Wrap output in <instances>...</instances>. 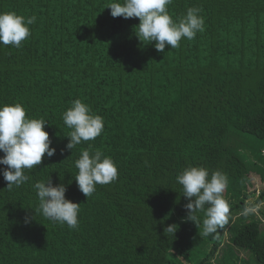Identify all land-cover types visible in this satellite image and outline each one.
<instances>
[{"label":"trees","instance_id":"obj_1","mask_svg":"<svg viewBox=\"0 0 264 264\" xmlns=\"http://www.w3.org/2000/svg\"><path fill=\"white\" fill-rule=\"evenodd\" d=\"M110 2L122 0H0V12L36 17L20 48L0 45V105L43 118L56 149L19 188L7 189L0 165V264H264L262 222L242 215L264 204V0H173L174 21L198 7L205 30L164 52L139 41L138 18H113ZM76 99L104 130L68 150L62 114ZM89 144L118 178L87 198L74 161ZM190 166L228 177L230 218L217 234L201 235L203 211L197 225L187 219L176 177ZM49 178L80 205L77 228L35 214L32 186Z\"/></svg>","mask_w":264,"mask_h":264},{"label":"clouds","instance_id":"obj_2","mask_svg":"<svg viewBox=\"0 0 264 264\" xmlns=\"http://www.w3.org/2000/svg\"><path fill=\"white\" fill-rule=\"evenodd\" d=\"M172 2L122 0L110 2L105 8L110 9L113 18H138L140 22L135 34L139 41L147 44L155 42V49L164 52L166 46L178 48L182 39L193 40L198 32L205 30V21L200 15L202 9L189 7L186 15L174 21L168 12ZM35 22V16L26 18L15 12H0V45L20 48L31 35L29 26ZM62 120L70 129L67 135L69 143L66 145L68 150L95 140L104 130L103 118L94 114L80 99L72 102L71 107L62 114ZM46 123L43 118H26V111L20 103L0 105V152L3 153L0 165L7 166L2 170V175L8 190L19 188L31 179L25 174V169L40 165L45 154L49 158L56 154V149L51 147L49 134L44 130ZM74 165L78 170L74 179L87 198L94 193L97 184L106 185L118 178L112 158L100 149H94L91 144L80 149V156ZM176 180L182 186L183 196L189 201L185 205L187 219L197 225L199 219L196 213L204 212L201 235L217 234L218 229L229 223L230 206L223 196L228 187L226 174L213 171L209 175V170L204 167L190 166L178 174ZM32 187L39 201L35 214L40 213L53 223L66 224L70 229L78 227L80 205L65 198L67 189L64 184L53 186L49 178L36 182ZM259 207H246L242 215L254 213ZM29 222V218H26L25 223ZM176 228V225H170L164 229V233L175 235Z\"/></svg>","mask_w":264,"mask_h":264},{"label":"rangeland","instance_id":"obj_3","mask_svg":"<svg viewBox=\"0 0 264 264\" xmlns=\"http://www.w3.org/2000/svg\"><path fill=\"white\" fill-rule=\"evenodd\" d=\"M251 181H252V186H250L249 191L255 193L256 197H257L259 195L260 191L262 190V187H263L262 182H261L260 178L256 175H251ZM256 197L254 199L251 198L249 200V202L254 203ZM248 207H250V206H248ZM245 217H246L247 221H250V222H256V221L262 222V229L264 230V204L260 205V207L257 209L256 212L251 213ZM249 257L250 256L248 255V253L246 251H242L239 254V258L241 259V261H242V259L247 260V259H249ZM215 264H218V262H215ZM240 264H243V263L240 262Z\"/></svg>","mask_w":264,"mask_h":264}]
</instances>
